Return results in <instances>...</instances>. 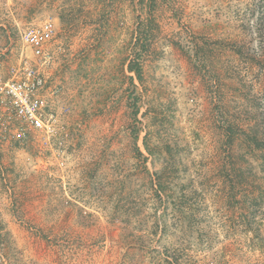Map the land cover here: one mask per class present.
Listing matches in <instances>:
<instances>
[{
  "label": "rangeland",
  "instance_id": "rangeland-1",
  "mask_svg": "<svg viewBox=\"0 0 264 264\" xmlns=\"http://www.w3.org/2000/svg\"><path fill=\"white\" fill-rule=\"evenodd\" d=\"M23 63L52 127L0 132V264H264V0H0V79Z\"/></svg>",
  "mask_w": 264,
  "mask_h": 264
},
{
  "label": "built area",
  "instance_id": "built-area-1",
  "mask_svg": "<svg viewBox=\"0 0 264 264\" xmlns=\"http://www.w3.org/2000/svg\"><path fill=\"white\" fill-rule=\"evenodd\" d=\"M54 35V20L47 17L39 24L25 28L21 41L35 56L47 62L50 54L45 50L46 44ZM10 74L7 79H0L1 134L13 132L24 138L31 128L49 131L53 116L45 113V102L38 95L46 84L43 75L26 63L13 68Z\"/></svg>",
  "mask_w": 264,
  "mask_h": 264
},
{
  "label": "trees",
  "instance_id": "trees-1",
  "mask_svg": "<svg viewBox=\"0 0 264 264\" xmlns=\"http://www.w3.org/2000/svg\"><path fill=\"white\" fill-rule=\"evenodd\" d=\"M197 51L200 52V50H197ZM134 53H135L134 57L131 58L128 62V70L131 72H134L136 75V78L141 82L142 81V76H141L142 70H141V64L139 61L141 54H139L140 52L138 50ZM196 56L198 57V54ZM139 101H140L139 96H138V93L136 91L135 85L133 84V79H132V77H130V83H129V86L127 88V102H128V105L132 108V112H131V114L133 116L132 121H135V122L137 121L136 116H137L139 109H140ZM250 129L252 130L251 132H253L254 135L251 136V135L246 134L245 141H247L248 143L249 142L254 143V146L256 149L260 148V149H262L261 151H264V115H263V117H260L259 119L255 120L253 125L250 126ZM254 132L255 133L261 132V134H262L261 139H258L255 136L256 134ZM226 133H227V140L230 141L231 140L230 137L232 135V129L230 126L226 127ZM139 134H140L139 127H133L131 129V135H132V139H133L134 149L138 155H143L140 152L139 146L137 145V140L139 138ZM143 145H144L145 149L147 151H149V153H152V150L149 149L148 144L146 142V137L143 140ZM165 149L167 150V153H169V154L172 153L171 152L172 148H171L170 144H167V146H165ZM237 157L243 158L242 155H237ZM260 160H261L260 166H261V169H262L263 175H264V153H261ZM247 171H250V170L247 169ZM234 174H235V179H237V184L245 181V184L247 185V179L245 178V172L243 170L236 168V169H234ZM157 186H158L157 191L163 189L162 182L160 180L157 181ZM230 188H231L230 190L233 189L232 184H231Z\"/></svg>",
  "mask_w": 264,
  "mask_h": 264
},
{
  "label": "crops",
  "instance_id": "crops-1",
  "mask_svg": "<svg viewBox=\"0 0 264 264\" xmlns=\"http://www.w3.org/2000/svg\"><path fill=\"white\" fill-rule=\"evenodd\" d=\"M95 45H96V47H98V43L95 44ZM96 53L98 54V52H96ZM99 55H100V54H99ZM92 60H93V59H92ZM50 83H51V82H50ZM50 83H49V81H48V85L45 84V87L42 89V92H43L46 96H48V95L51 96V95L49 94V91L51 90L52 87L54 88V86H55V85H53V84L51 85ZM49 96H48V97H49Z\"/></svg>",
  "mask_w": 264,
  "mask_h": 264
}]
</instances>
